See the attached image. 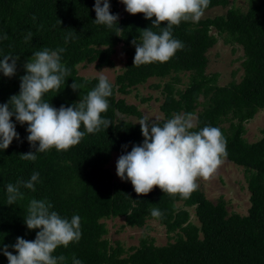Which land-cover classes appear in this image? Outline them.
Here are the masks:
<instances>
[{"label":"trees","instance_id":"16d2710c","mask_svg":"<svg viewBox=\"0 0 264 264\" xmlns=\"http://www.w3.org/2000/svg\"><path fill=\"white\" fill-rule=\"evenodd\" d=\"M230 1L210 0L206 10L227 7L223 14L173 26V38L184 47L169 61L135 66L133 41L141 42L144 29L159 34L166 26L163 22L159 27L152 25L155 17L121 15L118 0H109L110 12L118 16L117 24L109 28L94 22L95 0H0V36L8 37L0 39V59L8 54L19 57L15 75L6 77L0 72V105L19 94L20 77L26 74L24 64L44 48L65 49L61 63L69 69V76L58 93L44 96L57 109L75 106L98 85V77L78 75V64L111 66L117 44L125 55L122 71L110 82L113 94L107 98L108 110L101 114L111 124L86 133L78 145L67 151L52 148L36 153L35 161L23 160L20 155L35 153L38 144H29L26 123L20 124L14 115L11 118L19 139L0 149V264H8L2 251L5 245L15 254L12 245L17 237L31 241L39 231L29 230L23 220L32 199L49 201L51 211L62 218L81 217L79 242L58 247L53 253L65 256L62 264H72L73 257L81 264H264V129L253 142L243 137L245 122L264 108V0H245V10ZM212 28L215 35L210 32ZM29 32L32 38L26 41ZM216 36L223 43L241 47L238 81L218 85L217 72H205V53L215 44ZM179 73H187L182 89L175 87L180 82ZM168 75L161 86L154 85L162 94L159 110L163 117L157 121L162 125L176 114L195 113L197 126L193 131L205 126L222 131L227 140L225 159L243 168L249 202L244 215L228 212L222 197L212 202L200 188L187 199L163 193L158 187L138 195L131 182L114 181L105 166L113 152L125 155L144 139L139 123L119 116L140 119V111L116 93L127 94L130 87L149 77ZM74 82L79 86L75 91L71 87ZM34 172L39 173L35 191L21 187L24 198L8 205L7 184L27 181ZM188 207L196 223L190 221ZM153 209L162 215L153 217ZM111 217H121L123 225L129 227H142L147 219H155L171 241L155 245L151 237H140L125 253L118 241L111 244L105 236L101 219Z\"/></svg>","mask_w":264,"mask_h":264},{"label":"clouds","instance_id":"9594fccd","mask_svg":"<svg viewBox=\"0 0 264 264\" xmlns=\"http://www.w3.org/2000/svg\"><path fill=\"white\" fill-rule=\"evenodd\" d=\"M125 10L132 15L143 14L145 19L155 17L152 25L166 26L160 33L150 28L142 30L141 42L135 44L133 65L139 66L153 62L169 61L184 44L173 38L172 28L182 21L199 22L208 8L210 0H120ZM102 5V6H101ZM96 24L111 28L117 24L118 16L110 12L109 0H95ZM7 35L0 39H7ZM32 33L25 37L31 40ZM64 48L50 50L44 48L33 54L24 64L26 74L20 77L19 94L10 97L8 103L0 105V149H7L13 139H19L13 115L20 124H27V140L30 145H37L35 153L21 154L23 160L35 161L36 153H43L52 148L67 151L76 146L86 133H95L103 126L111 124L101 114L107 112L108 97L112 85L108 78L100 75L98 85L75 103V106L53 107L44 100L48 92H59L69 69L61 63ZM18 56L5 55L0 59V72L12 77L16 72ZM11 61V62H9ZM75 91L79 86L71 85ZM145 116L138 122L143 136L141 145H133L130 152L121 155L116 162V175L121 180H129L135 193L146 195L154 187L163 193L189 198L198 190V180L212 179L224 158L227 156V140L218 127L205 126L193 131L197 126L192 114H176L162 125L155 119L151 124ZM83 125L84 131L81 130ZM39 182V173L34 172L27 181L18 180L6 186L7 204L13 205L24 198L21 187L35 191ZM53 205L44 199H32L27 208L24 223L29 230L39 229L34 240L17 237L12 245L15 251L3 248L8 264H62L65 256H54L58 247L67 248L70 243L81 239V217L73 215L70 220L62 218L51 211ZM153 217L159 218L158 209L151 211ZM72 264H81L73 257Z\"/></svg>","mask_w":264,"mask_h":264},{"label":"rangeland","instance_id":"374dc122","mask_svg":"<svg viewBox=\"0 0 264 264\" xmlns=\"http://www.w3.org/2000/svg\"><path fill=\"white\" fill-rule=\"evenodd\" d=\"M229 4L239 7L241 10L246 9L245 0H232ZM118 6L121 15L128 13L125 10V5L120 0H118ZM226 8L214 7L206 10L202 18L223 14ZM210 32L215 35L213 28L210 29ZM205 55L207 57L205 72H217L218 85H225L230 80H239L242 71V50L238 44L223 43L222 38L216 36L215 44L206 51ZM111 60V66L96 67L94 62L84 66L78 64L76 66L77 73L84 77L96 76L99 78L100 75H104L109 82H113L114 76L122 71L125 61V55L120 44L115 46V52L111 55ZM170 75L164 78L149 77L143 83L130 87L127 94L116 93V97L123 98L126 103L135 105L141 113V118L148 116L151 124L155 119L159 120L163 117L159 110L162 94L160 87L156 88L154 85L159 84L161 86L164 81L170 78ZM178 77L180 82L175 87L182 89L187 81V73H179ZM192 115L195 117V113ZM119 116L134 123H138L141 119L130 115ZM244 128L243 137L247 142L257 140L261 136V130L264 129V108L257 110L253 117L245 122ZM120 156L121 154L113 152L105 166L112 173L114 181L130 183L129 180H121L116 175V162ZM243 174L241 166L224 158L222 165L212 179L208 181L198 180L199 188L205 197L212 202H215L219 196L222 197L228 212L244 215L249 202ZM187 210L190 221L196 223L192 208L188 207ZM101 221L106 227L107 233L105 236L109 242L113 244L118 241L125 253L129 252V247L138 244L140 237H151L155 245H163L166 241H171L170 238H167L164 227L152 218L147 219L142 227L125 226L121 217L103 218Z\"/></svg>","mask_w":264,"mask_h":264}]
</instances>
